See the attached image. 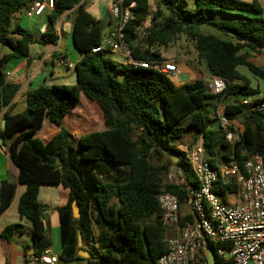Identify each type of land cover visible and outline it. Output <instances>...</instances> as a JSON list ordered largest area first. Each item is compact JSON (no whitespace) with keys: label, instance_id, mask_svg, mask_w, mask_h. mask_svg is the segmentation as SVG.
Listing matches in <instances>:
<instances>
[{"label":"trees","instance_id":"1","mask_svg":"<svg viewBox=\"0 0 264 264\" xmlns=\"http://www.w3.org/2000/svg\"><path fill=\"white\" fill-rule=\"evenodd\" d=\"M36 1L0 0V44L10 51L0 59L1 104L9 106L3 115L0 142L8 144L11 161L19 169L18 182L25 186L18 211L32 226L33 255L50 246L46 209L38 199L40 188L62 185L69 189L70 197L58 209L61 264L78 260L86 264H157L167 253V227L161 220L157 196L174 165L171 156L179 157L177 165L184 168L188 181L194 177L178 143L190 135H203L212 164L237 159L242 166L249 155L264 153L263 112L238 103L226 105L224 114L240 120L244 127L242 140L231 144L221 131L209 129L213 119L206 109L210 99L260 94L238 68L243 66L264 81V68L251 62L249 53H242L247 49L262 54L264 50V8L259 0H196L194 10L180 8L184 0H122L124 6L134 4L133 19L124 28L133 59L149 64L163 61L158 48L168 47L181 34L189 35L209 74L228 82L225 93L216 96L203 79L176 86L153 68L118 66L106 53H92L101 42V22L87 11L83 0H56L54 8L47 10L48 26L40 44H57L56 23L71 11L74 45L82 55L75 65L76 84L30 90L27 108L12 114L20 86L7 81L2 68L13 59L27 58L31 64L30 46L38 41L29 30L12 27L11 18ZM218 13L229 20H212ZM150 18L148 36L139 40L137 29ZM201 26L212 27L222 36L199 33ZM116 73L123 74L122 81L113 77ZM236 81L242 83L233 84ZM89 101L102 109L106 129L83 134L76 141L63 120L71 106L88 110ZM48 122L60 131L45 143L36 134ZM154 159L165 161L155 163ZM16 189L17 184L9 180L1 183L0 215L12 203ZM215 190L224 197L235 193L237 186L219 181ZM165 191L184 204V189L167 185ZM74 201L80 206L79 218L73 216ZM19 227H6L1 237L11 240ZM80 234L90 253L88 259L78 255ZM219 246L210 243L209 248L216 253Z\"/></svg>","mask_w":264,"mask_h":264},{"label":"built area","instance_id":"2","mask_svg":"<svg viewBox=\"0 0 264 264\" xmlns=\"http://www.w3.org/2000/svg\"><path fill=\"white\" fill-rule=\"evenodd\" d=\"M55 1L34 2L26 9V16L29 19L42 16L54 8ZM133 7L134 4L124 6L122 0L113 1L109 12L117 27L102 35L92 53H121L128 66L150 67L169 78L178 77L181 71L173 61L149 64L133 59L124 34L126 24L133 19ZM137 33L139 40L148 36L145 26L139 27ZM58 65L73 66L64 58ZM210 78L209 92L216 96L224 94L227 80L219 76ZM236 103L264 113V97L257 96L253 100L242 97ZM217 123L227 142L236 144L242 140L244 129L225 114L217 118ZM178 148L184 152V160L195 180L188 181L184 168L177 163L165 175L166 181L157 201L162 211L161 220L167 227V253L157 264H211L210 243L220 244L216 253L213 252L215 264H264V153L249 155L242 166L237 159L214 165L206 153L203 135L192 145ZM219 181L234 183L237 191L222 197L215 190ZM167 185L186 191L183 205L177 196L165 191ZM26 264H59V258L46 249L38 256H28Z\"/></svg>","mask_w":264,"mask_h":264},{"label":"crops","instance_id":"3","mask_svg":"<svg viewBox=\"0 0 264 264\" xmlns=\"http://www.w3.org/2000/svg\"><path fill=\"white\" fill-rule=\"evenodd\" d=\"M114 0H107L105 2V6L102 10H96L95 7L99 6L100 0H83L82 2L85 5V8L89 5L90 8H87V11L92 14L94 18L101 22V27L103 31V35L109 33L117 27V23L114 22L110 16V7ZM247 2H251L252 0H244ZM264 8V0H259ZM48 11H46L42 16L37 18V25L39 33L32 32L36 39L37 43H34L30 46V56L28 63L27 58L23 59H13L8 61L2 69H4V73L6 74V80L20 86V90L18 91L16 97L14 98L13 111L12 114H17L23 112L27 108V93L30 90H34L39 88L40 86H51V85H70L73 86L76 84V72L75 65L81 60L82 55L77 51L74 40H73V14L71 11L66 12L62 15L61 19L56 23V35L58 37V41L56 45L47 44L42 45L40 41L42 40V35L48 26V21H46L45 17L48 19ZM146 23L143 25L146 27ZM19 26V25H18ZM17 27V26H16ZM160 51V47L158 48ZM244 51V50H243ZM242 53H250L252 51L245 50ZM161 52V51H160ZM10 51L6 48L0 49V59L5 55L9 54ZM122 57V65H127L125 57L118 53ZM162 57L165 60H170L175 62L181 74L189 75L188 81L179 82L178 77L170 78L171 81L176 82V86H181L186 83H190L195 79H202V74L196 71L193 67H189L184 64L182 61L176 59V57H167L164 53L161 52ZM66 59L69 63H71L72 67H62L58 65V61L60 59ZM249 60L253 62V57L250 56ZM254 63V62H253ZM255 64V63H254ZM189 65V64H188ZM258 66V65H257ZM241 67L238 68L240 71ZM264 68V66H259ZM202 73L208 75L210 78L208 68L203 70L201 65ZM245 68V67H244ZM247 69V68H245ZM244 69V70H245ZM248 70V69H247ZM241 73V72H240ZM250 75L252 74L249 72ZM254 77V76H253ZM256 78V77H254ZM211 80V78H210ZM70 81L71 84H67ZM208 88V84L210 82H205ZM242 82L236 81L233 84H240ZM251 87L255 88L251 83ZM233 95L229 97H225L222 99H210L207 103V110L210 113V117L213 119L209 129L213 131H218V123L217 118L224 114L225 106L228 104H234L242 96ZM93 101H89V107H93ZM97 104V103H96ZM77 108V109H76ZM97 112L94 116L92 114V110H84L79 106H75L74 108L70 107L69 114L63 120V126L67 128L74 139L77 141L79 137L86 133L91 132H100L106 129V124L104 120V115L102 109L97 104L94 106ZM9 109V106H3L1 104L0 98V131L3 128V115ZM234 123L243 127L240 120H233ZM60 131V128L54 124L46 123L44 128L36 134V137L42 140L43 142H48L53 136H55ZM41 135V137H40ZM187 138H191V136L185 137L182 141L178 143L177 147H184L187 145H192L195 143L197 137L194 136L193 140H187ZM222 160H217V164L223 163ZM19 169L13 164L10 157V149L8 144L4 145L0 142V187L1 183L4 180H9L17 184V189L15 196L13 198L12 203L1 213L0 215V264H26V258L30 255H33L35 252V241L32 234V226L26 220L20 217L18 211L19 199L22 194L25 192V186L21 185L18 182ZM192 180H195L193 177ZM70 197L69 189L65 188L62 185L54 186V185H44L41 186L39 191V202L45 207L46 211L44 214V222L47 228V239L50 241V246L47 248L56 254L59 258L62 253V247L60 251L55 250L54 245H56L60 241V218L58 214V209L66 206ZM10 225H20L18 230L15 232L14 236L11 240H5L1 237V233L3 230ZM84 246V245H83ZM78 252V255L82 258L88 259V255L85 252H88L87 247L84 246ZM75 262H79L82 264H86L85 261L78 260ZM59 264L61 261L59 260Z\"/></svg>","mask_w":264,"mask_h":264},{"label":"rangeland","instance_id":"4","mask_svg":"<svg viewBox=\"0 0 264 264\" xmlns=\"http://www.w3.org/2000/svg\"><path fill=\"white\" fill-rule=\"evenodd\" d=\"M106 1L107 0H100L99 6L98 7L96 6L95 9L103 11L104 10L103 7L105 6ZM196 5H197L196 0H184V2H181L180 8L194 10V9H196ZM87 8H90L89 5L86 7V9ZM211 18L214 21H224V20L228 21L229 20V18H227L226 16H224L220 13L212 15ZM45 19H46V21H48V19L46 17H45ZM36 21H37V18L29 19L26 16V9L25 8H22L19 12H17L11 18L12 27H16L19 25L21 28H23L25 30L33 31L34 33L38 34L39 31H38V25H37ZM151 22L152 21L150 18L147 21L146 26H149L151 24ZM197 31L199 33L206 34V35L209 34V35H215V36H222L217 30H215L212 27H208V26H201V27L197 28ZM160 51L162 53H164L167 57H172V56L176 57V59H178L179 61H182L187 66L193 67L196 71H198L199 73L202 74V79L205 82H210V78L208 77V75H205L204 72L202 73L201 68H199V66L201 65L202 69L205 70L206 69V63L199 59L198 52H197L196 46H195V41L192 40V38L189 35H186V34L179 35L177 40L174 43L170 44L168 47H164V46L162 47L161 46ZM250 54H251L250 56L253 57V62L256 65L264 66V50L262 51V54H256L254 52H251ZM106 55H107L106 56L107 58L112 60L118 66H123L122 65V57L118 53H106ZM244 69H245L244 67H241V69H240L241 74L244 75L246 78H248L256 89L260 90V94H258V95L240 94L239 96L245 97L248 100H253L257 96L264 97V81L259 79V78H254L253 75L248 76V75H250L249 71L247 69H245V70ZM3 71H4V69H3ZM113 77L118 81L123 80V74H121V73L113 74ZM178 80H179V82L188 81L189 75L180 74ZM63 82H67V84H71L70 81H63ZM75 82L76 81H74V83ZM173 83H174V85H176L175 81H173ZM81 104L83 105V102H81ZM93 105L95 106L97 104L94 103ZM94 106L92 108L89 107L88 110H92V114L96 115L97 110H96V108H94ZM72 107L74 108L75 106H72ZM190 136H191V138H187V140H193L194 139L193 135H190ZM40 137H41V135H40ZM162 160L165 161L164 159H160V160L154 159V162L158 163ZM215 164H217V162ZM165 181H166V176L164 177V182ZM39 244H41V242H39ZM54 248H55L56 252L61 250V245H60L59 241L56 245H54ZM82 248H84V246H82ZM69 264H82V263L72 262Z\"/></svg>","mask_w":264,"mask_h":264},{"label":"water","instance_id":"5","mask_svg":"<svg viewBox=\"0 0 264 264\" xmlns=\"http://www.w3.org/2000/svg\"><path fill=\"white\" fill-rule=\"evenodd\" d=\"M165 153H167V151L165 150ZM172 161L173 163H177L178 160H179V157L178 156H175V155H172ZM72 210H73V216L74 218H79L80 215H81V211H80V206L78 204L77 201H74L73 205H72ZM84 245V242H83V237L82 235L80 234L79 235V246H83ZM86 255H88V257H90V253L89 252H85ZM208 255H209V259H210V263L211 264H215L216 262V259H215V256L213 254L212 251H209L208 252Z\"/></svg>","mask_w":264,"mask_h":264}]
</instances>
